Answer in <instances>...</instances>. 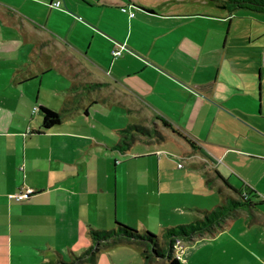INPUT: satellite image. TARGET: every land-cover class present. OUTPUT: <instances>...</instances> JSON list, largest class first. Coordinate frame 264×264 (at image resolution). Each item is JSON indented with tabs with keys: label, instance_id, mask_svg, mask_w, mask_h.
Returning <instances> with one entry per match:
<instances>
[{
	"label": "crops",
	"instance_id": "crops-1",
	"mask_svg": "<svg viewBox=\"0 0 264 264\" xmlns=\"http://www.w3.org/2000/svg\"><path fill=\"white\" fill-rule=\"evenodd\" d=\"M115 40L126 44L119 56ZM43 106L61 113L48 129ZM133 117L149 119L138 136L158 145L113 138L140 123ZM168 138L187 144L178 153L190 168L166 155ZM176 165L190 190L197 177L225 201L249 200L223 224L182 238L180 264H264V10L212 0H0V264H73L92 243L90 227L116 220L161 231L186 221L193 209H168L177 205ZM25 188L33 190L10 195ZM134 243L79 264L165 263Z\"/></svg>",
	"mask_w": 264,
	"mask_h": 264
},
{
	"label": "trees",
	"instance_id": "trees-1",
	"mask_svg": "<svg viewBox=\"0 0 264 264\" xmlns=\"http://www.w3.org/2000/svg\"><path fill=\"white\" fill-rule=\"evenodd\" d=\"M212 1L223 3L231 11L239 8L264 10V0ZM42 112V127L44 129L51 128L61 121V113L48 106H43ZM132 129L145 134L150 132L149 127L141 123H130L127 127L123 128V131ZM126 137H128L127 134L122 133L121 139L125 140ZM248 202L249 200L245 194H242L241 197L231 195L225 202L216 204L210 209H203V215L196 216L191 221L165 226L162 236L166 238L168 244L166 248L161 245L160 234L152 232L148 228L141 230L120 220H116V223L109 228L91 226L89 232L92 237V243L86 246L80 253H74L73 258L69 262L73 264H79L84 261L95 262L103 246L120 241H134L144 245L143 254L146 257L163 256L165 257L164 264H180L179 258L174 253V241L177 237L190 238L196 233L212 230L218 225L223 224L236 207L248 204Z\"/></svg>",
	"mask_w": 264,
	"mask_h": 264
},
{
	"label": "rangeland",
	"instance_id": "rangeland-1",
	"mask_svg": "<svg viewBox=\"0 0 264 264\" xmlns=\"http://www.w3.org/2000/svg\"><path fill=\"white\" fill-rule=\"evenodd\" d=\"M129 120L137 121L140 122L141 124L148 125L150 124L149 119L143 118V117H133L130 118ZM158 125H161V122H158ZM122 133H126L128 137L125 138V140H122L120 138V143L124 144L126 147L127 146H135L136 148H141L142 146L146 147L149 143L156 144V140H141L139 138L140 135H145V133H141L140 131L137 130H128V131H123L119 133L118 135H113V138H119L121 137ZM139 135V136H138ZM149 139V138H148ZM163 142V141H160ZM165 143H167L166 151L168 156H171L172 158L176 159V161H181L184 163V168H190L192 164L190 163V158L187 156H181L178 152L179 151H184L187 144L183 140H175L172 138H168ZM158 145V143L156 144ZM121 152V151H119ZM177 152V154H174ZM178 164V162H176ZM176 169L173 171L172 174L177 176V181H176V187H177V195H176V207H170L168 209H193L192 215H189L186 217V221H177L176 223H171V224H178L181 222H188L191 221L195 216H201L203 215V212L200 209H207V208H212L214 207L217 203L221 204L225 202V199H223L220 194L221 192L217 188H213L211 186V183L208 185V187H204L202 185V182H199L197 177H194V181L197 184L196 186L198 187L197 190H190L186 188L183 185V181L180 180L183 170L181 171V168H178V165H176ZM180 170V171H179ZM197 180V181H196ZM203 186V187H202ZM220 193V194H219ZM123 222V221H122ZM126 223V222H125ZM128 224V223H127ZM134 228H138L134 225L128 224ZM167 225V224H166ZM141 229V228H140ZM143 230V229H141ZM152 232L158 233L161 236V239H164L165 237L162 236V229L153 227V229H149ZM127 241H120L111 245H118L119 243L124 244ZM134 242V241H131ZM138 242H135L133 247H140V244ZM105 246H110V245H105ZM103 246V247H105ZM122 252L129 253V249H124Z\"/></svg>",
	"mask_w": 264,
	"mask_h": 264
},
{
	"label": "built area",
	"instance_id": "built-area-1",
	"mask_svg": "<svg viewBox=\"0 0 264 264\" xmlns=\"http://www.w3.org/2000/svg\"><path fill=\"white\" fill-rule=\"evenodd\" d=\"M125 8V7H123ZM126 47V44L124 42L115 40V44L112 48V53L114 56H119L123 53L124 48ZM37 106L34 108L36 109ZM178 165H183V162L179 161ZM33 189L32 188H25V189H19L18 191L10 193L11 196H14L16 198H22L24 196H27ZM184 249L183 241L181 237H177L174 241V251H176V254L178 256H182V251ZM175 254V255H176Z\"/></svg>",
	"mask_w": 264,
	"mask_h": 264
}]
</instances>
